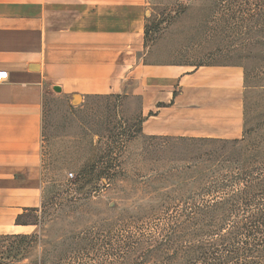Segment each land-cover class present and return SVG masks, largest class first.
<instances>
[{
    "label": "rangeland",
    "instance_id": "obj_1",
    "mask_svg": "<svg viewBox=\"0 0 264 264\" xmlns=\"http://www.w3.org/2000/svg\"><path fill=\"white\" fill-rule=\"evenodd\" d=\"M145 39L188 70L240 66L242 136H147L136 98L45 94L41 203L0 235V264H190L215 224L188 208L231 200L228 185L258 202L264 0H146Z\"/></svg>",
    "mask_w": 264,
    "mask_h": 264
},
{
    "label": "crops",
    "instance_id": "obj_2",
    "mask_svg": "<svg viewBox=\"0 0 264 264\" xmlns=\"http://www.w3.org/2000/svg\"><path fill=\"white\" fill-rule=\"evenodd\" d=\"M145 23L146 0H0V235L41 203L47 93L136 98L147 136H242V68L169 62Z\"/></svg>",
    "mask_w": 264,
    "mask_h": 264
},
{
    "label": "trees",
    "instance_id": "obj_3",
    "mask_svg": "<svg viewBox=\"0 0 264 264\" xmlns=\"http://www.w3.org/2000/svg\"><path fill=\"white\" fill-rule=\"evenodd\" d=\"M223 193L227 198L236 195L229 201L216 200L211 206L201 205L188 208L190 218L194 214H206L212 210L210 222V240L202 246L200 256L190 264H264V171L261 172V189L254 192L257 196L255 206L244 202L246 191L234 193L228 185ZM261 200V202H260ZM225 226H221L224 222Z\"/></svg>",
    "mask_w": 264,
    "mask_h": 264
},
{
    "label": "built area",
    "instance_id": "obj_4",
    "mask_svg": "<svg viewBox=\"0 0 264 264\" xmlns=\"http://www.w3.org/2000/svg\"><path fill=\"white\" fill-rule=\"evenodd\" d=\"M7 78V72L0 70V83Z\"/></svg>",
    "mask_w": 264,
    "mask_h": 264
}]
</instances>
